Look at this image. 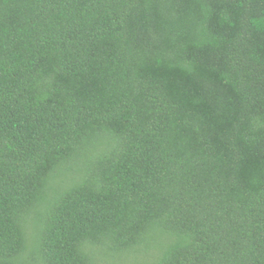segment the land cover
Here are the masks:
<instances>
[{"label":"trees","instance_id":"16d2710c","mask_svg":"<svg viewBox=\"0 0 264 264\" xmlns=\"http://www.w3.org/2000/svg\"><path fill=\"white\" fill-rule=\"evenodd\" d=\"M0 264H264V0H0Z\"/></svg>","mask_w":264,"mask_h":264}]
</instances>
